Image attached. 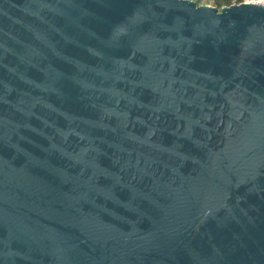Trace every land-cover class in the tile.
<instances>
[{
	"label": "water",
	"instance_id": "95a60500",
	"mask_svg": "<svg viewBox=\"0 0 264 264\" xmlns=\"http://www.w3.org/2000/svg\"><path fill=\"white\" fill-rule=\"evenodd\" d=\"M0 264H264V5L0 0Z\"/></svg>",
	"mask_w": 264,
	"mask_h": 264
},
{
	"label": "trees",
	"instance_id": "16d2710c",
	"mask_svg": "<svg viewBox=\"0 0 264 264\" xmlns=\"http://www.w3.org/2000/svg\"><path fill=\"white\" fill-rule=\"evenodd\" d=\"M215 7L221 9L223 6H229L233 3H240L244 0H209ZM196 2V1H195ZM197 3V2H196ZM198 4V3H197Z\"/></svg>",
	"mask_w": 264,
	"mask_h": 264
},
{
	"label": "rangeland",
	"instance_id": "374dc122",
	"mask_svg": "<svg viewBox=\"0 0 264 264\" xmlns=\"http://www.w3.org/2000/svg\"><path fill=\"white\" fill-rule=\"evenodd\" d=\"M192 1H196L197 3H198V5H209V6H213V7H215L209 0H192ZM245 2L247 1V0H244ZM243 1V2H244ZM195 2V3H196ZM196 3V4H197ZM222 8V7H221Z\"/></svg>",
	"mask_w": 264,
	"mask_h": 264
},
{
	"label": "built area",
	"instance_id": "2783aa9c",
	"mask_svg": "<svg viewBox=\"0 0 264 264\" xmlns=\"http://www.w3.org/2000/svg\"><path fill=\"white\" fill-rule=\"evenodd\" d=\"M246 2H251V3L264 5V0H247Z\"/></svg>",
	"mask_w": 264,
	"mask_h": 264
}]
</instances>
